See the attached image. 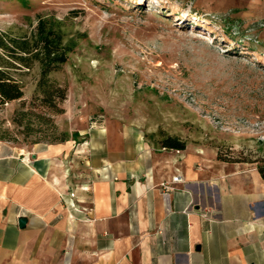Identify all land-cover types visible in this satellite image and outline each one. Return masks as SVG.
I'll list each match as a JSON object with an SVG mask.
<instances>
[{
	"label": "rangeland",
	"instance_id": "1",
	"mask_svg": "<svg viewBox=\"0 0 264 264\" xmlns=\"http://www.w3.org/2000/svg\"><path fill=\"white\" fill-rule=\"evenodd\" d=\"M41 21L74 43L49 74L62 110L41 104L39 61L6 68L24 95L0 103V141L104 129L162 147L165 133L209 162L264 165V0H0L3 38H33Z\"/></svg>",
	"mask_w": 264,
	"mask_h": 264
},
{
	"label": "crops",
	"instance_id": "2",
	"mask_svg": "<svg viewBox=\"0 0 264 264\" xmlns=\"http://www.w3.org/2000/svg\"><path fill=\"white\" fill-rule=\"evenodd\" d=\"M88 134L0 141V264H264L258 164Z\"/></svg>",
	"mask_w": 264,
	"mask_h": 264
},
{
	"label": "trees",
	"instance_id": "3",
	"mask_svg": "<svg viewBox=\"0 0 264 264\" xmlns=\"http://www.w3.org/2000/svg\"><path fill=\"white\" fill-rule=\"evenodd\" d=\"M187 24L189 26L190 22ZM0 47L5 50L7 55L0 60V103L19 99L24 95L20 83L6 68L21 67L22 65L30 67L32 62L37 60L41 67L37 84V90L41 92L39 97L41 104L52 109L62 110L58 101H63L66 98L67 90L50 81L49 74L68 60L74 43L65 42L63 34L59 30L41 21L33 38L9 37L5 39L0 36ZM64 140H67V137L62 138V141ZM158 142L166 148L179 150L186 148V141L177 135L162 133ZM259 169L264 177V165H260Z\"/></svg>",
	"mask_w": 264,
	"mask_h": 264
},
{
	"label": "built area",
	"instance_id": "4",
	"mask_svg": "<svg viewBox=\"0 0 264 264\" xmlns=\"http://www.w3.org/2000/svg\"><path fill=\"white\" fill-rule=\"evenodd\" d=\"M182 178H181V176L180 175H176V176H174L173 177V181H180ZM163 186L165 187V188H168V189H170V188H172L171 186H170V184H168V183H163Z\"/></svg>",
	"mask_w": 264,
	"mask_h": 264
},
{
	"label": "water",
	"instance_id": "5",
	"mask_svg": "<svg viewBox=\"0 0 264 264\" xmlns=\"http://www.w3.org/2000/svg\"><path fill=\"white\" fill-rule=\"evenodd\" d=\"M26 220H27V219H26L25 217H21V218L19 219V223H20V225H23V224L25 223Z\"/></svg>",
	"mask_w": 264,
	"mask_h": 264
}]
</instances>
